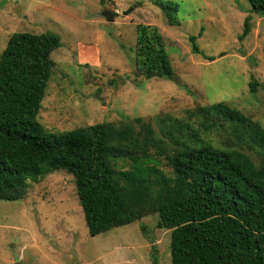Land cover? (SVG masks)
I'll list each match as a JSON object with an SVG mask.
<instances>
[{
  "label": "rangeland",
  "instance_id": "1",
  "mask_svg": "<svg viewBox=\"0 0 264 264\" xmlns=\"http://www.w3.org/2000/svg\"><path fill=\"white\" fill-rule=\"evenodd\" d=\"M159 4L176 10L178 25L167 23ZM103 9L113 22L100 15ZM247 16L250 32L239 40ZM138 25L158 29L176 82L136 72ZM44 32L62 44L51 56L37 117L44 135L100 123L138 131L140 118L158 139L182 125L258 163L226 123L204 128L194 116L197 107L223 102L264 127V16L251 13L247 0H0V54L12 34ZM189 36L203 55L191 52ZM249 82L258 86L253 94ZM27 185L24 199L0 201V264H152L153 257L171 264L170 231L157 228L156 213L91 237L72 175L58 170Z\"/></svg>",
  "mask_w": 264,
  "mask_h": 264
},
{
  "label": "trees",
  "instance_id": "2",
  "mask_svg": "<svg viewBox=\"0 0 264 264\" xmlns=\"http://www.w3.org/2000/svg\"><path fill=\"white\" fill-rule=\"evenodd\" d=\"M247 2L251 13L264 16V0ZM158 6L170 26L178 25L174 8ZM250 27L247 16L239 40ZM136 31V72L176 82L158 29L138 25ZM188 41L193 54L203 55L197 37ZM61 45L50 32L14 33L0 54V201H20L28 182L63 170L73 177L91 237L156 213L157 228L170 231L171 264H264V127L223 102L194 109L204 128L226 123L258 163L242 150L189 135L182 125L170 127L166 141L158 139L140 118L138 131L100 123L44 135L37 117L51 56ZM257 87L248 83L251 94Z\"/></svg>",
  "mask_w": 264,
  "mask_h": 264
},
{
  "label": "water",
  "instance_id": "3",
  "mask_svg": "<svg viewBox=\"0 0 264 264\" xmlns=\"http://www.w3.org/2000/svg\"><path fill=\"white\" fill-rule=\"evenodd\" d=\"M128 12L124 13V15H126ZM100 15L105 19L106 22H113L114 21V15L106 9H103L101 11Z\"/></svg>",
  "mask_w": 264,
  "mask_h": 264
},
{
  "label": "crops",
  "instance_id": "4",
  "mask_svg": "<svg viewBox=\"0 0 264 264\" xmlns=\"http://www.w3.org/2000/svg\"><path fill=\"white\" fill-rule=\"evenodd\" d=\"M113 2V0H111Z\"/></svg>",
  "mask_w": 264,
  "mask_h": 264
},
{
  "label": "built area",
  "instance_id": "5",
  "mask_svg": "<svg viewBox=\"0 0 264 264\" xmlns=\"http://www.w3.org/2000/svg\"><path fill=\"white\" fill-rule=\"evenodd\" d=\"M116 14H117V12H116Z\"/></svg>",
  "mask_w": 264,
  "mask_h": 264
}]
</instances>
